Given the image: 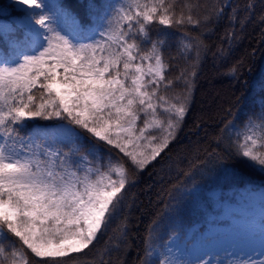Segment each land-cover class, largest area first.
Instances as JSON below:
<instances>
[{
    "label": "snow or ice",
    "instance_id": "obj_1",
    "mask_svg": "<svg viewBox=\"0 0 264 264\" xmlns=\"http://www.w3.org/2000/svg\"><path fill=\"white\" fill-rule=\"evenodd\" d=\"M197 6L187 0H11L20 15L0 25V264H84L74 254L87 256L130 206L135 176L163 160L189 109L201 42L193 45L192 37L171 30L198 26ZM223 15V8L215 11L217 21ZM229 20L235 22V10ZM173 41L186 59L195 47V62L176 78L182 92L169 98L173 81L164 50ZM225 130L235 132L232 163L264 174V105L242 131L226 123L218 139ZM111 149L122 155L114 160ZM239 173L231 167L233 177ZM174 190L164 206L172 234L163 241V217L154 221L141 264H264V190L258 224L250 218L237 225L245 240L239 252L235 243L217 250L214 222L205 232L185 231L183 206L198 195V185L193 179Z\"/></svg>",
    "mask_w": 264,
    "mask_h": 264
},
{
    "label": "trees",
    "instance_id": "obj_2",
    "mask_svg": "<svg viewBox=\"0 0 264 264\" xmlns=\"http://www.w3.org/2000/svg\"><path fill=\"white\" fill-rule=\"evenodd\" d=\"M66 2L75 5L77 0ZM98 2L103 3L104 0ZM187 2L198 5L192 15L201 23L171 31L176 36L186 33L193 38V45L197 40L201 42L189 109L175 140L165 149L166 155L161 154L163 160L153 162L135 176V183L129 190L130 206L112 222L107 233L95 242L92 251L85 250L87 256L83 253L74 254L79 255L84 264H102V261L106 264H141L146 238L154 221L163 217L160 229L163 241H167L172 234L171 222L164 214V206L170 202L169 193L177 195L174 190L176 185L190 186L193 179L198 185V195L194 199H186L183 206L185 231L197 224L205 228L211 222L209 218L220 211L215 208L216 201L210 196L212 190L231 191L234 195L248 185L264 186V174L259 170L232 163L229 143L235 132L225 130L223 139H218L226 123L232 121L242 131L249 117L256 119L264 105V0ZM10 4L11 0H0V22L8 20L11 23L13 17L20 15ZM220 8H223L224 15L217 21L215 11ZM234 10L236 20L232 23L229 16ZM205 15L211 17L208 23L203 22ZM3 43V39H0V47H3ZM170 43L171 47L164 50V58L169 65L166 77L173 81V87L166 95L173 98L183 90L182 82L176 78L183 70L191 71L190 65L195 62V47L186 59L176 43ZM233 68L235 75L230 74ZM36 123L47 126L53 122ZM31 127L29 123L25 131ZM111 153L114 160L122 155L116 149H111ZM107 154L108 149H105ZM221 157L223 164L229 166L227 174L221 167ZM233 166L240 169L236 177L231 175ZM189 171L192 177L184 175ZM122 224L126 226V235L120 237Z\"/></svg>",
    "mask_w": 264,
    "mask_h": 264
},
{
    "label": "rangeland",
    "instance_id": "obj_3",
    "mask_svg": "<svg viewBox=\"0 0 264 264\" xmlns=\"http://www.w3.org/2000/svg\"><path fill=\"white\" fill-rule=\"evenodd\" d=\"M2 13H5L2 11ZM15 17H13L14 19ZM10 22L4 20L0 22V25ZM264 190V186H251L248 185L244 189H240L237 194H232L231 191L222 192L218 189H214L210 192V196L216 201L215 208L220 209L218 213L213 214L205 228H201L200 224L193 226L191 229L197 232H205L208 228L213 226L219 230L217 237L218 246L217 250L224 248H230L233 243L237 245L236 251L245 246V240L243 236L244 228L237 227V225H243L250 218H254L259 222L260 217V193ZM247 252V248H245Z\"/></svg>",
    "mask_w": 264,
    "mask_h": 264
}]
</instances>
